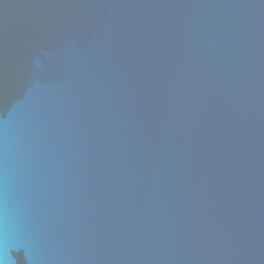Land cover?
Masks as SVG:
<instances>
[{"label":"water","instance_id":"obj_1","mask_svg":"<svg viewBox=\"0 0 264 264\" xmlns=\"http://www.w3.org/2000/svg\"><path fill=\"white\" fill-rule=\"evenodd\" d=\"M10 254L264 264V0H0Z\"/></svg>","mask_w":264,"mask_h":264},{"label":"snow or ice","instance_id":"obj_2","mask_svg":"<svg viewBox=\"0 0 264 264\" xmlns=\"http://www.w3.org/2000/svg\"><path fill=\"white\" fill-rule=\"evenodd\" d=\"M17 253H22L23 250L22 249H16L15 250ZM0 264H15V261L11 259V254L9 256V260L6 262L4 260H0Z\"/></svg>","mask_w":264,"mask_h":264}]
</instances>
